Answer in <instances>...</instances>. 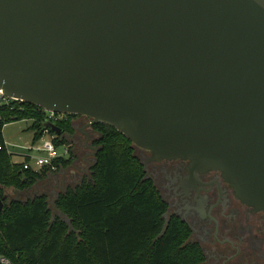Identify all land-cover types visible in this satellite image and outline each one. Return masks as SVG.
<instances>
[{
    "label": "water",
    "instance_id": "water-1",
    "mask_svg": "<svg viewBox=\"0 0 264 264\" xmlns=\"http://www.w3.org/2000/svg\"><path fill=\"white\" fill-rule=\"evenodd\" d=\"M0 93L219 171L264 211V0H0Z\"/></svg>",
    "mask_w": 264,
    "mask_h": 264
},
{
    "label": "trees",
    "instance_id": "trees-1",
    "mask_svg": "<svg viewBox=\"0 0 264 264\" xmlns=\"http://www.w3.org/2000/svg\"><path fill=\"white\" fill-rule=\"evenodd\" d=\"M43 115L28 103L0 108V197L25 192L47 174L23 170L2 139L5 125L33 120V141L38 140ZM56 126L70 131L69 120ZM94 128L100 137L89 179L60 194L55 204L66 220L52 218L44 195L9 198L0 216V259L9 264H202L187 227L164 218L167 205L144 179L134 146L110 126ZM65 143L62 136L54 139L57 147ZM69 162L59 159L57 165L63 169Z\"/></svg>",
    "mask_w": 264,
    "mask_h": 264
},
{
    "label": "flooded vegetation",
    "instance_id": "flooded-vegetation-1",
    "mask_svg": "<svg viewBox=\"0 0 264 264\" xmlns=\"http://www.w3.org/2000/svg\"><path fill=\"white\" fill-rule=\"evenodd\" d=\"M56 117L59 121L69 120L70 131L62 130V137L76 147L80 161L94 160L100 135L92 119L63 114ZM134 151L144 179L152 182L167 205L164 218L178 219L187 227L188 242L201 250L202 264H264V211L240 202L219 171H200L181 159L155 161L149 152ZM77 165L74 161L70 169L85 173L76 170ZM47 178L56 179L52 174ZM61 180L60 190L65 183L64 177ZM37 188L34 185L28 191Z\"/></svg>",
    "mask_w": 264,
    "mask_h": 264
},
{
    "label": "rangeland",
    "instance_id": "rangeland-1",
    "mask_svg": "<svg viewBox=\"0 0 264 264\" xmlns=\"http://www.w3.org/2000/svg\"><path fill=\"white\" fill-rule=\"evenodd\" d=\"M33 122V120H22L12 122L4 126L2 130V139L6 151L12 154L13 162L21 163L22 161L27 160L28 156H30L31 158L29 162L32 163L33 159L43 155L42 153H38L36 150H30L32 147L37 148L41 146V144L37 140L33 141ZM45 137L49 138L48 134H46ZM66 141L67 143H65L64 145L69 146L70 152L67 159H69L70 162L65 168H61L54 173H49L55 175L56 179H49L47 178L48 174H46L40 180V182L35 184L38 187L37 189L31 191L27 190L22 193H6V195L10 199L19 201H26L28 199L33 198L34 196L44 195L47 198L48 208L52 213V218L61 217L63 220H66L55 206L58 196L68 189H73L74 187L79 185L82 180L89 179L90 172L87 170V166L92 165L94 163V160H88L89 163H83L82 160L80 161L79 153L78 150H76V147H72L71 141ZM74 161L76 162V164H78V168H80L81 170H85V173L77 174L75 171L69 170V173H71V175H66L64 179V186L60 190L62 183L61 179L64 177L63 172L68 171V169H70L71 164L73 165Z\"/></svg>",
    "mask_w": 264,
    "mask_h": 264
},
{
    "label": "built area",
    "instance_id": "built-area-1",
    "mask_svg": "<svg viewBox=\"0 0 264 264\" xmlns=\"http://www.w3.org/2000/svg\"><path fill=\"white\" fill-rule=\"evenodd\" d=\"M22 103L20 101H16L7 97H4L0 93V108L3 106H8L11 103ZM51 123L56 125L59 120L56 117L55 113L44 111L43 119H42V125L45 123ZM48 134L49 138H46L45 135ZM56 137L49 133L48 130H43L41 136L37 140L41 146L35 148L32 147L30 150H36L38 153H42L43 155L40 157H37L33 159L32 163H30V156H28L27 160L22 161L23 170H32L35 172L43 171L42 169L47 171V174L57 172L60 168V166L57 165V161L59 159L66 160L69 156V146L66 145H60L55 146L54 139ZM17 163V162H15ZM1 264H9L8 260L1 258L0 259Z\"/></svg>",
    "mask_w": 264,
    "mask_h": 264
},
{
    "label": "crops",
    "instance_id": "crops-1",
    "mask_svg": "<svg viewBox=\"0 0 264 264\" xmlns=\"http://www.w3.org/2000/svg\"><path fill=\"white\" fill-rule=\"evenodd\" d=\"M69 170L74 171L73 169H68V171H64V172H63V174H64V179H65L66 175H68V174L71 175V173H69ZM76 170L80 171L81 169H80V168H77ZM69 175H68V176H69ZM82 181H83V180H82ZM82 181H81V182H82Z\"/></svg>",
    "mask_w": 264,
    "mask_h": 264
}]
</instances>
